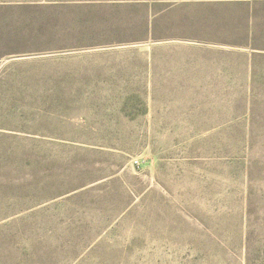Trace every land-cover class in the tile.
<instances>
[{
    "label": "rangeland",
    "instance_id": "1",
    "mask_svg": "<svg viewBox=\"0 0 264 264\" xmlns=\"http://www.w3.org/2000/svg\"><path fill=\"white\" fill-rule=\"evenodd\" d=\"M228 1L0 0V264H264V40Z\"/></svg>",
    "mask_w": 264,
    "mask_h": 264
},
{
    "label": "crops",
    "instance_id": "2",
    "mask_svg": "<svg viewBox=\"0 0 264 264\" xmlns=\"http://www.w3.org/2000/svg\"><path fill=\"white\" fill-rule=\"evenodd\" d=\"M228 2H245V5L248 6L246 10V15L250 17V20L248 22L247 30H248V36L250 38L258 39L259 37H262V40H264V26L262 28H257L255 26L254 18L256 14L264 13V0H235V1H228ZM242 5V4H240ZM250 44L247 45L246 51H249L252 54H264V43L263 46H258L253 43V41L249 40ZM264 42V41H262ZM221 49H223V46H220ZM229 49H236L234 47H226Z\"/></svg>",
    "mask_w": 264,
    "mask_h": 264
}]
</instances>
